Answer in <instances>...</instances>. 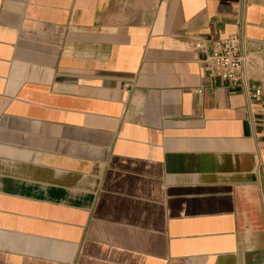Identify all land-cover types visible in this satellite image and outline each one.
Returning <instances> with one entry per match:
<instances>
[{
  "label": "crops",
  "instance_id": "1",
  "mask_svg": "<svg viewBox=\"0 0 264 264\" xmlns=\"http://www.w3.org/2000/svg\"><path fill=\"white\" fill-rule=\"evenodd\" d=\"M0 264H264V0H0Z\"/></svg>",
  "mask_w": 264,
  "mask_h": 264
},
{
  "label": "built area",
  "instance_id": "2",
  "mask_svg": "<svg viewBox=\"0 0 264 264\" xmlns=\"http://www.w3.org/2000/svg\"><path fill=\"white\" fill-rule=\"evenodd\" d=\"M205 61L210 76L236 85H246L251 54L246 51L243 39L237 34L214 40ZM247 93L250 97L258 99L261 91L255 88L247 90Z\"/></svg>",
  "mask_w": 264,
  "mask_h": 264
}]
</instances>
